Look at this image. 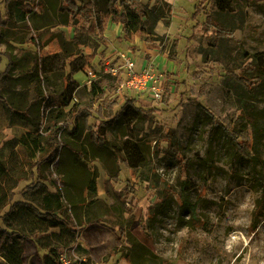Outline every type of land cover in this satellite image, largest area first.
Listing matches in <instances>:
<instances>
[{
	"label": "rangeland",
	"instance_id": "obj_1",
	"mask_svg": "<svg viewBox=\"0 0 264 264\" xmlns=\"http://www.w3.org/2000/svg\"><path fill=\"white\" fill-rule=\"evenodd\" d=\"M60 3L0 0V73L9 64V53L14 77L10 88L24 104L20 114L11 118L0 101V162L6 172L0 178V214L8 208L10 186L21 176L26 179L17 183L10 203L26 197L25 186L35 180L29 177L27 162L36 161L40 149L58 145L54 151L58 159L43 169L42 181L50 191L62 189L64 193L59 169L73 163L71 152L86 147L87 161L82 164L86 177L69 187L71 201L81 215L74 224L78 241L82 243L81 231L93 224L113 231L116 241L111 243L118 244L109 255L100 250L95 256L98 262L92 260L90 251L106 246L111 237L103 235L101 245L89 248L80 244L93 264H125L124 254L132 252L142 255L134 256L135 264H264V208L255 230L251 229L262 190L254 180L251 162L236 154L224 130L234 126L235 118L234 132L250 145L247 157L258 168L263 166L264 136L254 141L245 117L255 116L264 129V83L257 98L249 99L226 72L249 61L256 52L264 56V0H231L233 14L224 13L213 0H140L138 5L144 9L164 7L167 23L158 21L148 36L133 33L130 41L123 38L121 23L107 20L102 32L91 31L80 26L84 24L81 19L67 17ZM195 7H204L218 22L234 29L232 35L215 46L213 27L204 15L193 14ZM148 43L156 49L148 48ZM120 53L131 58L135 69L149 66L162 75L159 99L147 92L129 95L126 89H119L124 65ZM110 69H119L120 75L114 76L119 77V84L108 92L109 99L116 102L113 110L100 105L88 86L101 73L113 76ZM67 77L74 83L73 93L65 86ZM38 88L47 99L45 106L34 101ZM128 98L135 99L136 107L150 111L133 131L138 132L137 142L144 154L143 166L135 170L109 150L100 159L92 158L88 137L89 129L104 126L107 139L119 153L128 139L127 126L109 122ZM72 113L77 114L79 134L72 130ZM33 141L38 142V149ZM92 179L94 198L86 185ZM6 223L15 224L9 220L3 225ZM33 226L34 218L29 221L24 215L19 227L28 230ZM38 231L36 235H47L42 241L52 246L70 241L66 233L52 238L50 232L58 233L57 228ZM126 234L150 254L134 250L135 244L127 242ZM59 249L39 253L56 256ZM65 252L71 264L81 259L79 253ZM0 264H8L1 253ZM23 264H40L31 240L25 243Z\"/></svg>",
	"mask_w": 264,
	"mask_h": 264
},
{
	"label": "trees",
	"instance_id": "obj_2",
	"mask_svg": "<svg viewBox=\"0 0 264 264\" xmlns=\"http://www.w3.org/2000/svg\"><path fill=\"white\" fill-rule=\"evenodd\" d=\"M138 1L140 0H80V2L77 3L74 0H61L60 6L67 17H70L75 21L81 19L84 21V24H81L80 26L86 27V29L91 31L102 32L107 20H111L113 23L119 22L122 24L123 38L130 41L133 33L148 36L158 21L167 23L164 15V7L162 8L161 6L152 5L150 8L146 7L144 9L138 5ZM213 1L216 2L224 13H234V11H231L232 9H229L231 0ZM221 2H226L227 4ZM193 14L195 16L198 14L204 15L205 22L213 27L214 37L212 40L215 42V46H217L216 42L218 40L232 35L234 29H230L227 26H224L221 22H218L217 19L213 18L211 14L206 12L204 7H195ZM85 23L88 25L84 26ZM239 27L240 26H236V28ZM148 46L150 49H156V46L150 45V43H148ZM8 58L9 64H7L6 68L0 73V101L5 105L8 115L11 118H15L20 114L21 109L24 108V104L22 100L13 96L11 91L10 83L14 80V77L12 75L13 69L10 65V62H13V58H11L9 53ZM249 58V61L241 63L236 66L234 70L227 71L226 75L242 86L249 99H256L260 93L261 86L264 83V56L262 53L256 52ZM39 65L41 66V64ZM37 67L38 60L36 59L35 71L37 70ZM77 71L78 69H74V72ZM119 82V77L111 76L108 73H101L91 81L90 92L95 100L100 102V105H105L110 108V110H113L116 102L109 99L108 92H113ZM64 83L66 87L68 86L70 88V92L73 93L75 88L73 81L69 80L67 77L65 78ZM39 88V95L36 96L34 101H39V104L43 103L45 106L47 99L42 94L40 90L41 88ZM166 90H169L167 86ZM135 103L136 101L134 98H128L120 110L113 113L112 119H110L111 122H109L112 123V126L117 124H126L127 126L125 134L128 139L122 144L119 153L112 148L105 135L104 126L98 125L95 129H89V147L92 158L100 159L102 153L109 150L125 163L129 169L135 170L143 166L144 154L142 153V147L139 145L136 138L138 132L133 134V131L136 129L140 121L147 118V113L150 115V111L136 107ZM71 108H73V106ZM99 110L100 107H98V111ZM209 113L213 116V113ZM71 116L73 120L72 130L75 131L76 134H79L80 131L77 122V114L72 113ZM245 118L252 127L251 136L254 141L257 136L259 138L264 136V129L258 124L255 116L248 115ZM233 121L234 124L232 125L234 126H232V128H225L224 130L232 145L235 147L236 154L251 162L249 165L254 180L262 190L261 199L257 201L256 207L253 211L251 229L255 230L258 216L264 208V163L261 168H258L257 164L252 161V158L247 157L246 148L250 145L243 140L244 137L242 134L234 132L233 128L236 126L235 118ZM128 127H130V131H128ZM216 127L217 125H214L213 129L215 130ZM59 128L60 127L58 126L55 127V131L58 132ZM33 143L38 149V142L33 141ZM57 146L58 145L54 147V145L51 144L48 148H42L40 149L39 158L36 161L28 160L27 166L29 177H35V180L25 186L26 189H24V195H26V197L22 201H13L10 203V200L14 197V190L17 188V183L26 178L24 176L19 177L18 182L9 188L7 201L8 208L0 214V253L8 264H23L24 245L28 240H31L34 243L37 249V254H39L40 264H61V262L58 260L57 254L56 256L50 252L40 254L39 250L50 249L51 247L59 249L64 245L65 247H63L62 250L59 249L62 252L68 250L74 245V243H76L78 229L74 227V224H77V221L80 222L81 215L79 210H75V207L78 208V206L71 201L69 187L74 184L78 178L81 177V179H84L86 177L87 170L82 165L86 164L85 162L87 161L86 154H84L86 152V147H82L83 150L75 152V154L71 152L73 163H70L69 161L68 165H65L63 168L60 167L59 173L62 175L63 183L65 185V189H63L64 193H61L62 189L61 191H50L42 181L45 179L43 169H46L51 162L58 159L57 155L54 153ZM74 155H76V157H74ZM68 159H70L69 155ZM5 174V168L0 162V178L5 176ZM117 176L118 168L113 177L116 178ZM94 182L95 181L92 179L86 184L91 193V198L96 196ZM131 187L133 186L131 185ZM63 196L65 202L62 201ZM71 207H74V211L70 209ZM24 215L29 218V221L30 218H34V226L28 230H23L19 227L20 223L23 222ZM9 220L12 224L15 222L14 226L8 225L7 223L5 226L3 225V223ZM50 228L59 229L58 233L54 231L50 232L52 238L53 236L60 237L63 233H66L70 240L69 243L67 245L61 244V246H52L50 243L42 241L47 235H36V231L47 232ZM125 237L129 244H135L134 250L136 247L140 249L141 252L150 254V251L138 240H131L133 237H129L127 234ZM57 242L60 243L59 240H57ZM77 252L81 257H84V261H82L81 264H91L89 257L86 256V250L79 244L77 245ZM139 253L140 252L134 254V252H132L133 255L125 253V264H135V257L142 256L139 255Z\"/></svg>",
	"mask_w": 264,
	"mask_h": 264
},
{
	"label": "built area",
	"instance_id": "obj_3",
	"mask_svg": "<svg viewBox=\"0 0 264 264\" xmlns=\"http://www.w3.org/2000/svg\"><path fill=\"white\" fill-rule=\"evenodd\" d=\"M122 59H123V67L121 70H123L119 75V69H110L109 72L113 76L119 75L120 79L122 80L120 85L118 86L119 89H126L128 91L129 95H133L135 91L140 93L147 92L152 98L159 99L162 95V75H157L154 72V69L152 67H144L142 69H135L134 63L127 55L124 53H120ZM91 76H93L92 73H90ZM93 79H90L88 81V86L91 85V81ZM78 235L76 236V243L71 246L68 250H70L71 254L77 255V245L80 243L78 242ZM81 257V256H80ZM58 260L61 262V264H71L69 262V259H67L66 252H60L58 254ZM84 261V257H81V259L78 260L76 264H81V262Z\"/></svg>",
	"mask_w": 264,
	"mask_h": 264
},
{
	"label": "crops",
	"instance_id": "obj_4",
	"mask_svg": "<svg viewBox=\"0 0 264 264\" xmlns=\"http://www.w3.org/2000/svg\"><path fill=\"white\" fill-rule=\"evenodd\" d=\"M22 200H23L22 198L17 199V201H22ZM92 226H94V225L93 224L89 225V226L85 227L83 229V231H81L82 243H80V241H78V242L80 244H82L85 248H86V246L89 248L91 245H94V244L101 245V243L103 242V239H102L103 235H107L108 237H111L110 243L107 244L106 246H103V247H97L98 249L95 250L96 253H95V251L94 252L90 251L89 255L91 256L92 260L94 259L96 262H98L99 259L96 258L95 256L98 254V252H100V250L107 252V254L109 255L110 252L112 251V249L114 247H116L118 244H116V243L112 244L111 243L114 239L116 241V234L113 231L111 232L110 230H107L103 227L98 228V227H92ZM115 263L116 262H113V264H115ZM118 263L120 264V262H118ZM121 263H123V262H121ZM124 263H125V261H124ZM91 264H93V263L91 262Z\"/></svg>",
	"mask_w": 264,
	"mask_h": 264
}]
</instances>
